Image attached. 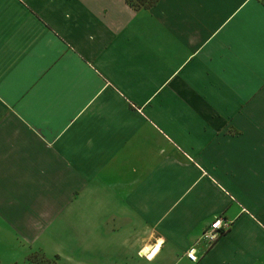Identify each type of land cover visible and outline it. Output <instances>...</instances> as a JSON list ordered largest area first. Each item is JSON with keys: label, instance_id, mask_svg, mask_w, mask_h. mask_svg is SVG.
<instances>
[{"label": "crops", "instance_id": "crops-1", "mask_svg": "<svg viewBox=\"0 0 264 264\" xmlns=\"http://www.w3.org/2000/svg\"><path fill=\"white\" fill-rule=\"evenodd\" d=\"M1 237L12 264H264V0H0Z\"/></svg>", "mask_w": 264, "mask_h": 264}, {"label": "rangeland", "instance_id": "rangeland-1", "mask_svg": "<svg viewBox=\"0 0 264 264\" xmlns=\"http://www.w3.org/2000/svg\"><path fill=\"white\" fill-rule=\"evenodd\" d=\"M25 252L20 251L10 244L6 238H0V264H12L15 261H24ZM59 257L52 258L51 261L47 259L44 254L36 250L27 257L29 264H58Z\"/></svg>", "mask_w": 264, "mask_h": 264}, {"label": "built area", "instance_id": "built-area-1", "mask_svg": "<svg viewBox=\"0 0 264 264\" xmlns=\"http://www.w3.org/2000/svg\"><path fill=\"white\" fill-rule=\"evenodd\" d=\"M231 223L222 217L216 218L205 230L201 240H204L209 247L213 246L217 240L229 231ZM187 258L195 262L198 260L196 250L187 253Z\"/></svg>", "mask_w": 264, "mask_h": 264}, {"label": "trees", "instance_id": "trees-1", "mask_svg": "<svg viewBox=\"0 0 264 264\" xmlns=\"http://www.w3.org/2000/svg\"><path fill=\"white\" fill-rule=\"evenodd\" d=\"M135 9L151 8L157 4L159 0H127Z\"/></svg>", "mask_w": 264, "mask_h": 264}, {"label": "snow or ice", "instance_id": "snow-or-ice-1", "mask_svg": "<svg viewBox=\"0 0 264 264\" xmlns=\"http://www.w3.org/2000/svg\"><path fill=\"white\" fill-rule=\"evenodd\" d=\"M149 259H151V257H149Z\"/></svg>", "mask_w": 264, "mask_h": 264}]
</instances>
